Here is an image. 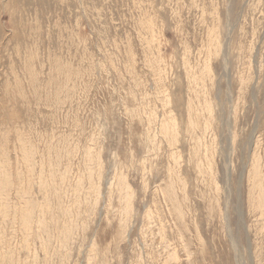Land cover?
<instances>
[{"label":"rangeland","instance_id":"obj_1","mask_svg":"<svg viewBox=\"0 0 264 264\" xmlns=\"http://www.w3.org/2000/svg\"><path fill=\"white\" fill-rule=\"evenodd\" d=\"M0 264H264V0H0Z\"/></svg>","mask_w":264,"mask_h":264},{"label":"bare ground","instance_id":"obj_2","mask_svg":"<svg viewBox=\"0 0 264 264\" xmlns=\"http://www.w3.org/2000/svg\"><path fill=\"white\" fill-rule=\"evenodd\" d=\"M246 4V3H245ZM231 25V24H230ZM227 40V39H226ZM255 64V63H254ZM230 71V70H229ZM239 194V193H238ZM254 206V205H253ZM234 244H235V242H234ZM236 246V245H235Z\"/></svg>","mask_w":264,"mask_h":264}]
</instances>
